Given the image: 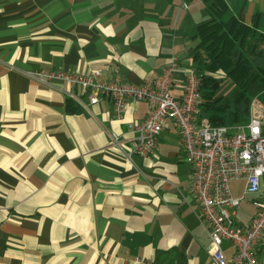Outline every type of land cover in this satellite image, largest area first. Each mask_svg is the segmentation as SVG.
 <instances>
[{
  "label": "crops",
  "instance_id": "obj_1",
  "mask_svg": "<svg viewBox=\"0 0 264 264\" xmlns=\"http://www.w3.org/2000/svg\"><path fill=\"white\" fill-rule=\"evenodd\" d=\"M191 1L0 0V264H214L174 125L151 156L126 161L107 148L110 134L126 139L144 103L115 119L106 98L85 109L69 96L77 86L28 75L96 69L107 79L117 68L140 85L176 57L178 96L192 67L188 25L206 17L193 18ZM253 1L264 0L238 9L245 24ZM66 99L80 111L66 112ZM256 257L264 264V234Z\"/></svg>",
  "mask_w": 264,
  "mask_h": 264
},
{
  "label": "built area",
  "instance_id": "obj_2",
  "mask_svg": "<svg viewBox=\"0 0 264 264\" xmlns=\"http://www.w3.org/2000/svg\"><path fill=\"white\" fill-rule=\"evenodd\" d=\"M179 73L176 57H171L151 82L132 85L117 68L105 79L99 70L82 74L35 70L28 75L40 83L62 81L78 87L80 96L69 94L82 108L101 98L111 104L112 116L121 119L127 105L144 103L146 117L128 123L126 139L111 133L107 148L114 147L126 161L132 156H151L157 149L165 125L170 121L179 136L185 162L190 167L189 192L198 206V215L209 238V254L214 264H261L256 247L264 234V105L251 99L244 123L212 126L199 117L200 81L191 67L184 72L182 93H172ZM87 99V104L83 101ZM242 181L241 197H233L229 183ZM245 195H252L254 213L246 224L235 219V208ZM233 249L226 258L222 245ZM135 264H154L136 257Z\"/></svg>",
  "mask_w": 264,
  "mask_h": 264
},
{
  "label": "trees",
  "instance_id": "obj_3",
  "mask_svg": "<svg viewBox=\"0 0 264 264\" xmlns=\"http://www.w3.org/2000/svg\"><path fill=\"white\" fill-rule=\"evenodd\" d=\"M206 17L194 24L191 62L199 77L200 114L212 126L239 124L248 112L253 94L264 89V13L255 10L250 23L238 19V9L246 0L231 7L226 0H202ZM223 74L235 87L223 94ZM77 104L66 99L65 110L80 111ZM244 121V122H245ZM243 122V123H244Z\"/></svg>",
  "mask_w": 264,
  "mask_h": 264
},
{
  "label": "rangeland",
  "instance_id": "obj_4",
  "mask_svg": "<svg viewBox=\"0 0 264 264\" xmlns=\"http://www.w3.org/2000/svg\"><path fill=\"white\" fill-rule=\"evenodd\" d=\"M239 1H241V0H226V2L228 4H230L231 7H235L237 5V2H239ZM191 2H192L193 7L191 8V10L189 12L191 13V15L193 16L194 19L200 20L203 16H205L204 6L198 0H192ZM247 5L248 6L246 8L249 7L248 3H247ZM252 6H253L252 12L254 10H259L260 12L264 13V1H263V4H260L258 1H253ZM188 27H189V30L191 32L190 34H194V26L192 27V24H190V25H188ZM193 42L195 44L196 41L194 40ZM258 48L264 50V43H259ZM215 76L218 78L224 77V75L221 73L216 74ZM221 89H222L223 94H231L235 90V87H234V84L228 78L224 77ZM252 99H255L256 102H258L259 104L264 105V89L262 91L256 93V94H253ZM247 115H248V112H247ZM247 115L244 117L247 118ZM244 121H245V118H243L239 122L243 123ZM231 124H233V123H230V124L227 123L225 125H231ZM229 185H230V189H231L233 197H241L242 186H243L242 181L241 182L231 181L229 183ZM252 199H253L252 195H245L244 199L241 200L239 206L237 208H235V219H236V221L244 224L248 221V219L251 218V216L254 213V206L252 204Z\"/></svg>",
  "mask_w": 264,
  "mask_h": 264
}]
</instances>
